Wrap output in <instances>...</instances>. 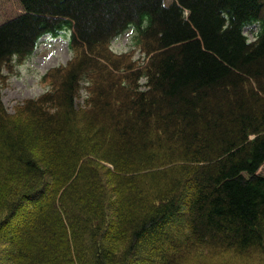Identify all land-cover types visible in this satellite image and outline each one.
<instances>
[{
    "label": "trees",
    "instance_id": "trees-1",
    "mask_svg": "<svg viewBox=\"0 0 264 264\" xmlns=\"http://www.w3.org/2000/svg\"><path fill=\"white\" fill-rule=\"evenodd\" d=\"M19 1L25 12L0 25V77L66 27L89 54L25 113L0 101V264L262 253L264 0ZM129 27L150 54L143 72L77 108L89 57L109 61Z\"/></svg>",
    "mask_w": 264,
    "mask_h": 264
},
{
    "label": "rangeland",
    "instance_id": "rangeland-1",
    "mask_svg": "<svg viewBox=\"0 0 264 264\" xmlns=\"http://www.w3.org/2000/svg\"><path fill=\"white\" fill-rule=\"evenodd\" d=\"M172 0H164L169 4ZM22 11L18 0H0V21L12 18ZM1 23V22H0ZM258 30L257 24L245 28L252 39ZM69 30L57 38L44 37L37 48L20 58H12L2 65L0 77V101L9 116L25 113V101L34 99L46 92L56 91L58 82L67 71L79 65L81 57L88 55L84 49H70ZM131 42V31L120 35L112 42L114 51L107 49L109 61L99 57H89L85 73L78 82L75 99L77 108H85L87 101L98 99V92L112 90L127 80L138 78L143 72L147 57L136 50ZM83 51V52H81ZM142 81L139 78V83ZM264 176V163L258 170ZM169 225H167L168 227ZM182 264H264V251H247L236 254L234 251L201 248L187 256Z\"/></svg>",
    "mask_w": 264,
    "mask_h": 264
}]
</instances>
